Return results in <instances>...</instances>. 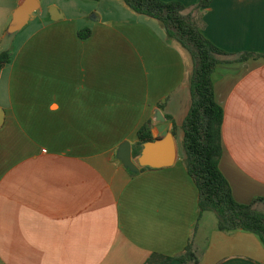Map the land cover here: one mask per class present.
<instances>
[{"label":"crops","instance_id":"crops-1","mask_svg":"<svg viewBox=\"0 0 264 264\" xmlns=\"http://www.w3.org/2000/svg\"><path fill=\"white\" fill-rule=\"evenodd\" d=\"M36 1L8 34L24 0H0V54H12L0 69V264H160L192 236L199 264H264L257 236L220 232L210 212L199 219L184 165L185 48L123 0ZM162 1L192 13L199 0ZM194 16L218 48L264 52V0H213ZM212 79L224 111L219 169L237 203L260 198L264 213V59L219 65ZM143 126L151 142L172 141L171 166L124 168L118 150L128 143L138 164Z\"/></svg>","mask_w":264,"mask_h":264},{"label":"trees","instance_id":"trees-1","mask_svg":"<svg viewBox=\"0 0 264 264\" xmlns=\"http://www.w3.org/2000/svg\"><path fill=\"white\" fill-rule=\"evenodd\" d=\"M123 1L136 14L160 22L167 36L180 43L192 59L193 71L190 78L192 103L182 131L184 165L198 190L199 219L205 213H213L220 232L227 234L237 231L248 232L257 236L264 245V213L255 209V205L262 199H255L248 205L237 203L227 180L219 169L222 156L224 111L216 101L212 79L219 65L264 59V52H245L234 55L218 48L203 36L194 13L202 15L213 0H199L192 13H188V8L178 1ZM89 35L88 29L78 32L81 39H86ZM11 60L10 52L1 53L0 69L8 65ZM137 138L138 144L135 146L133 157L140 155L144 143L151 142L148 126H143L138 131ZM147 169L150 168L144 167L142 171ZM173 262L199 264L193 236L179 255L164 258L160 264Z\"/></svg>","mask_w":264,"mask_h":264},{"label":"water","instance_id":"water-1","mask_svg":"<svg viewBox=\"0 0 264 264\" xmlns=\"http://www.w3.org/2000/svg\"><path fill=\"white\" fill-rule=\"evenodd\" d=\"M39 3L36 0H24V2L15 11L12 21L8 26V34H14L20 31L28 22L30 16L39 10ZM54 12V9H53ZM52 20H55L50 13ZM3 123V112L0 111V126ZM118 159L122 162L125 169L131 173H138L139 167L162 168L169 167L174 163L175 151L172 141L157 140L144 145L142 157L137 164L131 156V149L128 143L120 146L118 150Z\"/></svg>","mask_w":264,"mask_h":264},{"label":"rangeland","instance_id":"rangeland-1","mask_svg":"<svg viewBox=\"0 0 264 264\" xmlns=\"http://www.w3.org/2000/svg\"><path fill=\"white\" fill-rule=\"evenodd\" d=\"M211 218H213V220H216V217H214L215 215L213 213H210Z\"/></svg>","mask_w":264,"mask_h":264}]
</instances>
